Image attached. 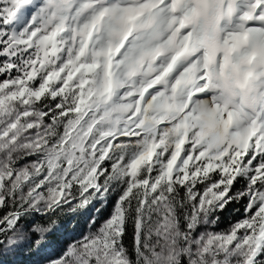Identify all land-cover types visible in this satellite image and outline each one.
<instances>
[{
	"label": "snow or ice",
	"instance_id": "1",
	"mask_svg": "<svg viewBox=\"0 0 264 264\" xmlns=\"http://www.w3.org/2000/svg\"><path fill=\"white\" fill-rule=\"evenodd\" d=\"M17 252L264 264V0H0V258Z\"/></svg>",
	"mask_w": 264,
	"mask_h": 264
},
{
	"label": "rangeland",
	"instance_id": "2",
	"mask_svg": "<svg viewBox=\"0 0 264 264\" xmlns=\"http://www.w3.org/2000/svg\"><path fill=\"white\" fill-rule=\"evenodd\" d=\"M228 223L222 222L219 225V228H225L227 227ZM83 226V224H82ZM54 238V237H53ZM55 239V238H54ZM53 239V241H54ZM30 256L28 255L27 252H17L16 254H9L6 256H3L2 259L3 260V264H18V261L21 260H26L28 259ZM34 259V258H33ZM31 262V261H30ZM30 264V263H28Z\"/></svg>",
	"mask_w": 264,
	"mask_h": 264
},
{
	"label": "trees",
	"instance_id": "3",
	"mask_svg": "<svg viewBox=\"0 0 264 264\" xmlns=\"http://www.w3.org/2000/svg\"><path fill=\"white\" fill-rule=\"evenodd\" d=\"M235 207H237V208H240L241 206L240 205H235ZM241 211H242V208H241ZM106 214V213H105ZM234 216H235V213H233L232 215H229L228 213H225L224 214V218H222V222H225V223H229L233 218H234ZM74 223H75V221H74ZM80 223H81V225L84 223V221H83V219L82 218H80ZM55 238V237H54ZM53 237L51 238L52 240L54 239ZM56 239V238H55ZM55 239H54V241H55ZM126 244L130 247V245H131V240L130 239H128V240H126ZM34 257H32V256H30L28 259H26V260H19L18 261V264H28V263H30V261L33 259Z\"/></svg>",
	"mask_w": 264,
	"mask_h": 264
}]
</instances>
